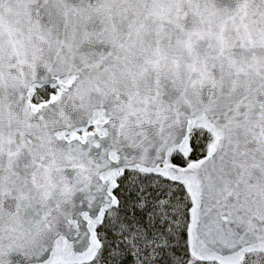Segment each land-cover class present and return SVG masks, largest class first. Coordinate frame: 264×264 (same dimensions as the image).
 Wrapping results in <instances>:
<instances>
[{
	"label": "snow or ice",
	"instance_id": "1",
	"mask_svg": "<svg viewBox=\"0 0 264 264\" xmlns=\"http://www.w3.org/2000/svg\"><path fill=\"white\" fill-rule=\"evenodd\" d=\"M0 264H264V0H0Z\"/></svg>",
	"mask_w": 264,
	"mask_h": 264
}]
</instances>
